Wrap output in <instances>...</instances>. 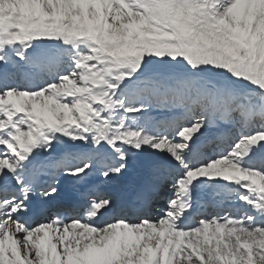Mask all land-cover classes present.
Segmentation results:
<instances>
[{
  "label": "snow or ice",
  "instance_id": "6c2138e0",
  "mask_svg": "<svg viewBox=\"0 0 264 264\" xmlns=\"http://www.w3.org/2000/svg\"><path fill=\"white\" fill-rule=\"evenodd\" d=\"M0 264H264V0H0Z\"/></svg>",
  "mask_w": 264,
  "mask_h": 264
},
{
  "label": "bare ground",
  "instance_id": "6f19581e",
  "mask_svg": "<svg viewBox=\"0 0 264 264\" xmlns=\"http://www.w3.org/2000/svg\"><path fill=\"white\" fill-rule=\"evenodd\" d=\"M42 179L44 180H48L50 179L48 176L42 177ZM97 180L96 179H91L89 180L88 184L85 187L88 186H98L100 190L102 189H107V190H114V191H118V187L116 186H103L100 187L101 185H99L98 183H96ZM139 183V177L138 175H134L132 177H130L127 181H126V191L124 193V195H126L127 197L131 198L135 196L136 193V189ZM63 185V192H62V199L65 201L72 199V200H78L81 198V190H85V187H82L77 181L73 180V179H69L68 181L62 183ZM82 191V192H83Z\"/></svg>",
  "mask_w": 264,
  "mask_h": 264
},
{
  "label": "rangeland",
  "instance_id": "374dc122",
  "mask_svg": "<svg viewBox=\"0 0 264 264\" xmlns=\"http://www.w3.org/2000/svg\"><path fill=\"white\" fill-rule=\"evenodd\" d=\"M134 175H137L136 174V172L135 171H130L129 173H127V174H125L123 177H119V178H116V177H114L113 179H112V181H110V182H107L106 180H105V178L102 176V175H99V174H96V175H93L92 177H90L89 178V180H91V179H96L97 180V182L96 183H98L99 185H101L100 187H103V186H116V187H118V190H119V192L120 191H123L125 188H126V181L130 178V177H132V176H134ZM70 178H61V182L62 183H64V182H66V181H68ZM102 181H103V183H102ZM103 185V186H102ZM170 187V186H169ZM102 190H104V189H102ZM83 190H81V192H82ZM105 191V190H104ZM125 191H126V189L123 191V192H121V193H125ZM81 195V194H80ZM65 200V199H64ZM69 200H72V199H69ZM66 201H68V200H66ZM165 203V201H164V199L163 198H161L154 206H153V211H152V215H157L158 214V212H159V209L163 206V204ZM209 211H211V209H209Z\"/></svg>",
  "mask_w": 264,
  "mask_h": 264
}]
</instances>
